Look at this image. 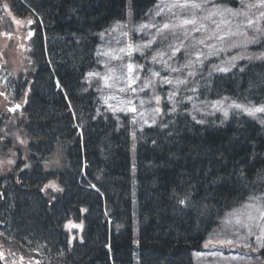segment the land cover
Instances as JSON below:
<instances>
[{
  "label": "trees",
  "instance_id": "1",
  "mask_svg": "<svg viewBox=\"0 0 264 264\" xmlns=\"http://www.w3.org/2000/svg\"><path fill=\"white\" fill-rule=\"evenodd\" d=\"M17 1L22 15L37 19L26 123L36 164L2 201L0 221L8 236L45 245L51 256L64 249L63 264H193L221 217L264 192V125L240 114L198 123L179 102L140 135L132 163L126 128L96 117L97 95L81 83L95 65L99 34L124 18L128 0ZM155 1L132 0L134 16ZM236 45L223 55L235 53ZM245 63L202 81L210 100L226 92L264 103V61ZM52 178L64 190L50 200L40 189ZM190 185L195 208L178 204ZM81 214L84 230L70 242L63 225ZM259 255L264 263V249Z\"/></svg>",
  "mask_w": 264,
  "mask_h": 264
},
{
  "label": "rangeland",
  "instance_id": "2",
  "mask_svg": "<svg viewBox=\"0 0 264 264\" xmlns=\"http://www.w3.org/2000/svg\"><path fill=\"white\" fill-rule=\"evenodd\" d=\"M244 1L245 6L243 7ZM233 2L237 6V9H233L239 13L237 16H233L231 12L223 10L222 14L211 15V13L216 12V8L213 5L219 4L216 0H210L205 5V10L203 11L194 10L197 17L196 23L188 30V39L191 41L192 46L194 44L196 50L194 58L185 55L183 53L184 49H182L178 57L176 49H180V46L174 40L178 38L179 33L184 32L190 25L173 29L172 32L176 34L175 36L169 30H164L169 39L161 42V34L158 32V29L162 28L163 23L180 25L182 19L190 18L181 16L178 9L173 8L169 11L166 0H161L158 4L163 8L160 15H155L157 11L156 7L155 10H151L150 13L148 12L145 15L147 19L134 23L132 26L127 24L125 19L115 21L111 24L109 30L103 34L102 42L97 50V66L90 72L97 75L88 74L87 82L89 83L88 85L96 87L101 101L100 104L105 111L114 116L120 124L126 121L132 125L130 128L131 136L129 138L132 150L137 133L140 131L142 133L143 128L152 126L161 118L164 110L162 101L165 97L168 98V91L170 93L177 92V89L171 85L176 86L178 84L179 73L180 70H183L184 65L192 61H198L199 65L205 64L206 61H204L203 56L206 50L211 58H217L219 55L221 56V62L229 66L230 63L223 59V53L231 50L234 44H239L236 47L245 48L241 45V41L243 38H247L245 33L248 36L252 35L253 27L258 25L262 19L260 13L264 12V8L260 7L259 0H234ZM249 5H255V7H249ZM224 8L228 7L222 6V9ZM173 13L177 14L173 15ZM244 13H247V15ZM249 19L255 21L254 26L248 25L247 21ZM117 22H120L123 27H116ZM142 24H147L149 27L141 29L140 26ZM22 25V36L19 39L21 44L24 43L25 36L24 21ZM152 25H155V27ZM197 28L200 30L196 31ZM124 33H127V35H124ZM221 36L225 37V39L221 40L219 38ZM153 37H155V42L150 47H144ZM209 37L212 38L209 39ZM201 40L204 43H200ZM129 44L133 46L130 56L127 54ZM169 44L171 47H169ZM9 46H12V52L8 54L9 64L20 68L21 58L24 54L23 52L19 53L18 48L10 42L2 41L0 43V49L4 48V51ZM121 48H124L125 51L121 52ZM148 48L149 50H147ZM198 49L201 50L198 51ZM159 53L163 55H159ZM252 54L248 47H246L244 52L240 48V55L242 57L247 58L252 56ZM153 56L156 57L155 61L152 59ZM129 63L133 65L131 71L127 68ZM141 65L143 66L142 68L140 67ZM172 69H179V71H172ZM153 72H162V78L152 75ZM103 77H108V79L105 81ZM164 77L172 80V83H165ZM156 97H160L159 103H157ZM175 99L176 95L170 101L173 102ZM187 100L194 107L193 114L197 117V120H205L211 112L223 109L222 102L210 105L202 102L197 103V98L191 95L187 96ZM108 105H112V108H109ZM157 107L161 109L160 112L153 111ZM132 108H135L136 111H131ZM123 114L126 116H123ZM253 118L260 124H264L262 122L264 121V113H260L259 116ZM133 134H135V137ZM256 197L264 198V194L262 193ZM250 203L255 204V207H246ZM262 204H264V200L262 199L251 201L249 198L244 204H240L238 208L224 216L222 215L220 224L207 235L201 248L194 253V264H262L257 259L259 256L257 253H251V259L247 257L245 259L233 258L248 252L247 249L242 247L244 242L242 238L247 235L249 228L252 229L254 234L248 237L250 240H254L255 236L259 235L261 229L264 228V220L260 219L261 214L264 213ZM248 215L253 217L251 221L247 219ZM237 218L241 220V224L239 225L236 223ZM229 220L231 223H228ZM68 225L72 228L80 229L79 224L76 222L70 221ZM226 238L233 239L240 246H221L217 243L218 240ZM209 240H212V243H209L208 247H205L204 245ZM43 251L44 248L37 245L25 244L21 246L13 240L5 239L2 241L0 239V253L3 254L2 257L6 260V264H26V261L30 264H37V262L38 264H63L56 257L50 261L48 259L45 260ZM213 252H218L220 255H211L210 253Z\"/></svg>",
  "mask_w": 264,
  "mask_h": 264
},
{
  "label": "snow or ice",
  "instance_id": "3",
  "mask_svg": "<svg viewBox=\"0 0 264 264\" xmlns=\"http://www.w3.org/2000/svg\"><path fill=\"white\" fill-rule=\"evenodd\" d=\"M131 2V0H129V3ZM210 0H173L172 4L168 6V10L171 11L173 8L175 9H178L179 10V14L181 16H186V17H190V18H184L181 20V24L180 25H172L170 23H163V26L161 29H158V32L161 34V42L165 41V40H168L169 37L167 34L164 33V30H169L170 32H172L173 29H175L176 27H182L184 25H195L196 23V13L194 10H198V11H203L205 10V5L207 3H209ZM259 5L260 7L264 8V0H259ZM3 7L5 9L8 8V4L7 3H4L3 4ZM213 7L216 8V12H213L211 13V15H217V14H222V10L223 11H227V12H231L233 16H237L239 15L238 12L234 11L233 9L231 8H224L222 9V6L219 5V4H214ZM249 7H255V5H249ZM131 11V10H130ZM163 11V8L160 6V5H157V11L155 13V15H160V13ZM177 13H173V15H176ZM245 15H247V13H244ZM260 15L262 17H264V12H261ZM34 21H31L29 20L28 23L31 24L33 23ZM17 23H19V21H17ZM248 25L249 26H254L255 24V21L252 20V19H249L247 21ZM153 27H155V25H152ZM116 27H123V25L120 24V22H117L116 24ZM149 27V25L147 24H142L140 26L141 29L143 28H147ZM200 29L197 28L196 31H199ZM35 33L34 32H29L28 33V37L31 38L32 35H34ZM173 36H175L176 34L174 32H172ZM124 35H127V33H124ZM245 35L247 36V40L246 42L247 43H256L257 42V38L258 36L261 38V39H264V28H255L253 27V33L252 35L248 36L247 33H245ZM212 37H209V39H211ZM221 40L225 39V37L221 36L219 37ZM155 42V37H153L152 40L148 41V43L146 45H144V47H150L152 43ZM200 43H204L203 40L200 41ZM238 46V45H236ZM139 47V46H137ZM169 47H171V45L169 44ZM128 55L130 56L131 55V52L133 50V46L131 44L128 45ZM121 52H124L125 49L124 48H121L120 49ZM176 51H179V49H176ZM143 55V53H141ZM159 55H163L162 53H159ZM243 58V57H241ZM153 61L156 60V57L153 56L152 57ZM233 60L237 59V57H233L232 58ZM248 60H253V59H259V60H262L264 61V53H260L259 55H254V56H249L247 57ZM191 62H189V64H186L185 67H188L190 65ZM235 66V65H233ZM141 68L143 67L142 65L140 66ZM127 68L129 69V71H131L133 69V65L131 63H129L127 65ZM218 71H221V72H226V71H229L228 68H218L217 69ZM245 69L243 67L239 68V71L240 72H243ZM172 71H179V69H172ZM89 75H97L96 73H89ZM152 75L154 76H159L160 73L159 72H154L152 73ZM189 75H193V73L189 72ZM103 79L106 81L108 79V77H103ZM164 82L165 83H168V84H171L172 83V80L168 79L167 77H164L163 78ZM178 83H187L186 80H183V81H178ZM57 87H62L59 83V81H57ZM121 91H123V89H121ZM133 91H135V89H133ZM5 93L3 92H0V96H4ZM175 95H178L177 92H172V93H169L168 94V99H172L173 96ZM159 100H160V97H156V101L157 103H159ZM27 101H25L26 103ZM143 103V102H142ZM21 107L20 104H16L15 107H12V108H9L8 111L10 112H16L17 109H19ZM109 108H112V105H108ZM232 107H235V108H241L243 111L247 112V114L249 116H256L258 113H264V105H259V106H256V105H253L251 107H244L243 105H240V104H233ZM121 111H123V109H121ZM131 111L135 112L136 109L135 108H132ZM153 111L155 112H160L161 109L160 108H155L153 109ZM172 111H175V106H173L172 108ZM73 115H75V113H73ZM224 115L225 117H227L228 115V112L225 111L224 112ZM154 122V121H153ZM264 122V121H262ZM198 123H202V121H198ZM164 128H167L168 125L165 123L163 125ZM7 135V134H6ZM168 135H171V132L169 131ZM133 136L135 137V134H133ZM5 137H0V141H3ZM17 140H18V143L20 145H26L27 144V140H24V139H19V137H17ZM153 144L156 143L155 140L152 141ZM2 146V145H0ZM13 156L16 155L15 152L12 153ZM23 159L24 160H27L28 157L27 155H24L23 156ZM5 163V161H0V165H3ZM7 164L9 165H13L15 164V160L9 158L7 161H6ZM30 165L25 163L23 165V168H29ZM23 168L19 169V171H23ZM11 170V169H9ZM241 176L244 175L243 171L241 170ZM17 182L19 183V179L17 180ZM93 188H95L96 186L95 185H92ZM191 187H194L192 185L189 186V192L187 194H185L182 198H178V204L180 205H190L192 208H195V204L194 202L192 201V195L193 193L191 192ZM48 188H52L54 191H59V192H62L64 189L63 188H60L58 186H56L54 183L50 182L49 184H46L44 185L40 190L41 191H45L48 189ZM257 199H262L264 200V198H258L256 196H252L250 197V200L251 201H256ZM262 207H264V204L261 205ZM246 207H255V204L253 203H250L249 205H246ZM86 211V209H85ZM247 219L249 221H251L253 219V217L251 215H248ZM260 219L261 220H264V213L261 214L260 216ZM228 223H231V221L229 220ZM236 223L239 225L241 224V220L239 218H237L236 220ZM0 235H3V233H0ZM236 235H238V233H236ZM254 235L253 232H252V229L249 228L248 229V233L245 237H243L242 239L244 240L243 244H242V247L244 249H247L248 252H246L244 255H241L239 257H233L234 259H245L246 257L248 259H251V253H259L261 251V249H264V228L261 229V232L259 235H256L255 236V239L254 240H250L248 239V237ZM137 243H139L137 241ZM209 243H212V240H209L204 246L205 247H208V244ZM217 243H219L221 246H230V247H236V246H240L238 245L233 239H229V238H226V239H220L217 241ZM110 247V246H109ZM211 255H220V253L218 252H213V253H210ZM3 254L0 253V256H2ZM23 259V258H22ZM257 259H260V257L258 256ZM38 264V262H37Z\"/></svg>",
  "mask_w": 264,
  "mask_h": 264
},
{
  "label": "bare ground",
  "instance_id": "4",
  "mask_svg": "<svg viewBox=\"0 0 264 264\" xmlns=\"http://www.w3.org/2000/svg\"><path fill=\"white\" fill-rule=\"evenodd\" d=\"M264 135H262L261 137H263Z\"/></svg>",
  "mask_w": 264,
  "mask_h": 264
}]
</instances>
